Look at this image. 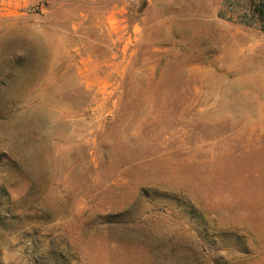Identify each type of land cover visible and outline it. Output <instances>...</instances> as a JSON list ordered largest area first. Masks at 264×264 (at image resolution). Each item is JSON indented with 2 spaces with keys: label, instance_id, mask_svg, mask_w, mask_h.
I'll use <instances>...</instances> for the list:
<instances>
[{
  "label": "rangeland",
  "instance_id": "374dc122",
  "mask_svg": "<svg viewBox=\"0 0 264 264\" xmlns=\"http://www.w3.org/2000/svg\"><path fill=\"white\" fill-rule=\"evenodd\" d=\"M232 0H0V264H264V28Z\"/></svg>",
  "mask_w": 264,
  "mask_h": 264
},
{
  "label": "trees",
  "instance_id": "16d2710c",
  "mask_svg": "<svg viewBox=\"0 0 264 264\" xmlns=\"http://www.w3.org/2000/svg\"><path fill=\"white\" fill-rule=\"evenodd\" d=\"M229 1V0H228ZM232 5L245 8L247 13L242 14L246 25H251L256 20L264 28V0H232Z\"/></svg>",
  "mask_w": 264,
  "mask_h": 264
}]
</instances>
